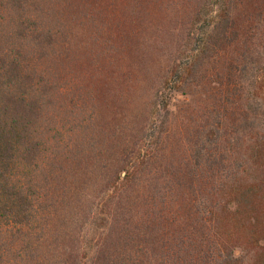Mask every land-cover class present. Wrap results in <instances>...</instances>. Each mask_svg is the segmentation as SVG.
Returning a JSON list of instances; mask_svg holds the SVG:
<instances>
[{"label":"trees","instance_id":"obj_1","mask_svg":"<svg viewBox=\"0 0 264 264\" xmlns=\"http://www.w3.org/2000/svg\"><path fill=\"white\" fill-rule=\"evenodd\" d=\"M106 1L0 0V264H264V0L199 3L136 110Z\"/></svg>","mask_w":264,"mask_h":264},{"label":"rangeland","instance_id":"obj_2","mask_svg":"<svg viewBox=\"0 0 264 264\" xmlns=\"http://www.w3.org/2000/svg\"><path fill=\"white\" fill-rule=\"evenodd\" d=\"M203 1L107 0L104 3L106 17L111 16L107 20L108 22L110 19L113 20L111 27L115 29V32L135 30L137 32L136 40L139 38L145 43L139 46L134 40L126 42V45H122V49H124L120 57L112 63L115 71L113 85L115 84L116 91L120 95L119 98L123 102H125L123 94L126 93L127 87L134 85L135 79L138 82L141 80L135 91L125 94V99L127 98L125 109L127 107H130L131 110L138 108L140 94H142V83L151 84L153 80L155 81L160 70L166 65L167 51L173 48L176 49L178 42L184 37L186 29L192 21L194 8ZM111 10L116 12L112 14ZM79 17L83 18L82 15H79ZM79 17L77 16L76 19L78 26L76 33L80 36H78V42H81L87 40L90 34L89 31H83L85 27L81 25ZM130 43L131 50H128V48L130 49ZM81 47L85 48L83 45ZM119 51L121 50L119 49ZM124 56L126 57L125 62L121 60ZM84 66L85 63L82 62L76 64V68L81 71H85L86 67ZM132 100L138 102L133 103ZM182 117L183 113L179 112L175 118V124L181 122Z\"/></svg>","mask_w":264,"mask_h":264}]
</instances>
